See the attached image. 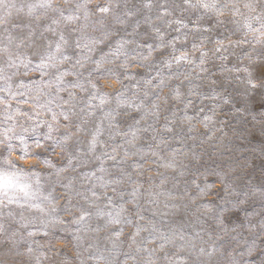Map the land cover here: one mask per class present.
I'll use <instances>...</instances> for the list:
<instances>
[{
    "label": "clouds",
    "instance_id": "obj_1",
    "mask_svg": "<svg viewBox=\"0 0 264 264\" xmlns=\"http://www.w3.org/2000/svg\"><path fill=\"white\" fill-rule=\"evenodd\" d=\"M0 264H264V0H0Z\"/></svg>",
    "mask_w": 264,
    "mask_h": 264
}]
</instances>
